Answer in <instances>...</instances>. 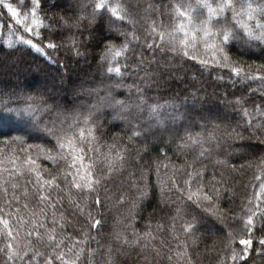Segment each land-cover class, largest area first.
Here are the masks:
<instances>
[{"label": "snow or ice", "instance_id": "1", "mask_svg": "<svg viewBox=\"0 0 264 264\" xmlns=\"http://www.w3.org/2000/svg\"><path fill=\"white\" fill-rule=\"evenodd\" d=\"M161 7L163 11L152 4L143 9L147 27L142 40L136 29L138 21L122 0H91V10L84 0L76 3L72 0H53L52 3L19 0L18 5L0 0V51H19L27 46L44 53V47L34 41L36 38L42 42V30L75 28L83 39L75 33L69 35L66 38L68 50L77 57H86L88 53L82 48L97 49V69L102 77L99 87L89 93H96L97 99L87 112L75 111L70 117L52 96L39 89L29 91L17 86L5 90L0 87V134L9 126H15V130L23 131L29 137L39 133L54 141L44 158L63 165L55 175L45 176L38 170L40 166L35 159L28 157L24 161L28 165L27 171L36 177L33 187L39 209L27 219L15 216V226L12 213L0 214L3 264H97L98 257H102L100 264H153L154 260L161 259L171 262L173 256L180 260L186 258L187 264H192L191 257L187 256L188 249L198 245L203 236L198 235L201 225L196 217L188 219L183 207H176L168 216L171 223L167 228L168 236L181 250L169 247L161 235L166 231L164 223L158 221L153 228L151 215L143 232L136 229V210L149 196L146 185H132L137 189V199L131 202L130 235L127 231L116 233L113 239L102 243L104 221L98 211L94 214V209L103 208L108 199L107 195L102 199L101 192L107 193L106 185L128 166L132 155L129 144L143 140V151L147 152L149 138L162 140L165 134L169 137L168 143L175 144L177 156L185 157L179 168L173 165L169 191H186L187 199L193 201L195 197L198 206L207 202L205 211L218 220L224 221L230 214L229 209H223L217 203L221 198L224 173H220V180L213 175L205 183L207 166L204 161L211 159L214 152L219 156L229 140H245L243 131L249 133L248 139H256L264 145V99L249 108L244 96L236 97L229 104L234 105V111L239 112L243 123L237 122L232 127L223 123L218 114H209L201 116V131L193 132L194 125L185 124L186 114L180 110L179 97L162 103L160 97L150 96L149 91L163 86L165 72L178 71L177 64L190 60L205 70L210 67L227 70L228 79L234 83L256 84L255 89L248 88L250 94L257 90L264 94V63L252 61L246 64L230 54L234 45L249 51L260 48L264 52V0H171L170 4ZM9 20L13 23H8ZM124 24L131 25L132 30L123 28ZM46 47L55 50L60 45L49 40ZM148 53L151 55L146 59ZM129 77L136 79L129 83ZM217 79L224 80L225 77L218 75ZM101 90L102 96L99 95ZM197 99L193 94V103ZM183 104H187V98ZM52 113L55 115L51 120L42 119L43 115ZM106 113L109 121L123 123L121 132L125 135L114 132L112 142L102 145ZM238 128L243 131H237ZM9 130L13 129L9 127ZM125 139L127 143L123 142ZM11 140L23 144L25 137L12 136ZM251 148L252 145H239L238 151L242 155L252 157L239 165L228 164L224 159L215 160L216 165L233 172L255 167L258 174L254 180L259 182L258 190L253 185V194L242 200L239 214L231 212L241 227L239 232L229 230L223 236V252L218 264H249L252 251L264 256V151L256 156ZM40 151L45 149L40 147ZM88 153H93L95 158ZM189 153L193 154L191 160L187 159ZM139 157L140 150H137V161ZM179 173L186 177L183 187L175 179ZM165 186L161 184L160 187L161 202ZM12 187L15 189L17 185ZM53 189L57 190L55 197ZM23 195L27 197V188ZM15 199L19 203L20 197ZM65 199L72 209L71 215L57 211V204L62 206ZM119 202H125L123 195ZM23 207L27 209L28 204ZM48 210H51V219ZM19 211L17 208L16 212ZM0 213H3V207H0ZM80 218L84 224L76 227ZM178 219L183 220L179 232L176 230ZM22 227L25 233L21 240ZM69 227L72 232L68 231ZM163 248H168L166 257L162 255Z\"/></svg>", "mask_w": 264, "mask_h": 264}, {"label": "trees", "instance_id": "2", "mask_svg": "<svg viewBox=\"0 0 264 264\" xmlns=\"http://www.w3.org/2000/svg\"><path fill=\"white\" fill-rule=\"evenodd\" d=\"M8 2L18 5L19 0H8ZM28 0H25L27 3ZM52 3L53 0H48ZM73 3L78 0H72ZM87 3L89 10H91V0H84ZM124 6L128 9L134 19L138 21L136 24L137 33L143 40L144 29L147 27V21L143 18V9L149 4L154 5L160 11H163L162 4H170L171 0H122ZM6 13V10H4ZM8 23H13L8 21ZM128 31L132 30L131 25H122ZM43 37L41 39L34 38V41L44 47V53L35 51L27 46L22 47L19 51L4 50L0 51V87L5 90H10L14 87L20 86L33 91L39 89L46 95L52 96L57 103L64 109L65 114L69 117L75 111L86 113L89 106L97 99L96 93L89 94L92 89L99 87V82L102 79L97 69V49L88 47L82 48V51H87L86 57H77L68 50L69 45L66 38L75 33L79 39L76 29L71 30H42ZM51 40L60 47L53 50L46 47L47 42ZM119 42V41H118ZM230 54L234 59H240L246 64H251L256 61L257 64L264 63V52L260 48H254L251 51L242 48L240 45H234L230 49ZM150 53L146 54V59L150 57ZM167 59V57H165ZM179 59V58H177ZM154 67V66H153ZM173 73H164L165 82L160 88L153 87L149 91L152 97H160L161 102L179 97L181 103V112L186 114L185 124H193V132H200V125L203 123L201 116L209 114L219 115L223 123L231 124L235 127L237 122L243 123L238 111H234V105H230V101H234L236 97L244 96L247 100L246 106L254 107L261 103L264 99V94L259 90L254 93H249L248 88H256V84L249 85L247 82H233L229 80V72L215 67H210L207 70L202 69L195 61H185L177 64ZM218 75H223L224 80L217 79ZM195 77V79L193 78ZM136 77H129V83ZM41 82V83H40ZM39 83V84H38ZM103 90L99 95H103ZM196 95L198 98L193 103L192 96ZM187 98V104L183 101ZM51 102V101H50ZM214 110V111H213ZM55 113L43 115V120H51ZM103 118V135L101 144L105 142L111 143V134L119 132L122 136L125 133L121 132L124 127L122 122L109 121ZM63 118V117H62ZM69 122L71 120L69 119ZM220 123L221 121H215ZM11 127L13 130H9ZM0 134V207H3V213L13 214L12 223L15 226V216H22L26 219L33 211L38 212L39 202L36 198V189L33 187L36 177L33 173L27 171L28 165L24 163L28 157L36 160V164L40 167L42 175L47 176L49 173L55 175L61 168L62 164H53L51 161L45 159L47 149L53 147L54 141L37 133L31 137L27 136L23 131L15 130V126H9ZM210 127V125H209ZM237 131H243L238 128ZM245 140H229L223 145V149L219 156L214 152L211 159L204 161L206 173L204 182L208 183L210 178L215 175L217 180L221 179L220 173L223 172L224 185L221 187V198L217 202L223 209H229L230 214L224 221L213 217L209 212L205 211L207 202H202L199 206L193 201L187 199L186 191H179L171 189L170 178L173 177V165L177 168L184 163L185 157L177 156L174 143H168L169 137L167 134L163 139L152 140L149 138V147L147 152L143 151L145 141L138 140L129 144V149L132 155L129 157V164L126 169L115 176L107 185V193L101 192L102 199L107 195L108 199L105 201L103 208L94 209V214L98 211L100 217L103 218L104 228L102 243L113 239L116 233H123L127 231L131 234L130 212L131 202L137 199V189L133 184L140 186H147L149 196L142 201L141 208L137 209V219L135 220V227L139 231L145 230V225L151 215L152 227H156L158 221H162L165 225L166 231L161 233L165 242L174 250H181L177 247V243L171 240L167 234V228L171 221L168 216L174 213L176 207H183L188 213L187 218L196 217V221L201 225L198 235L203 238L198 242V245L189 247L187 256L191 257L192 264H218L220 254L223 252V244L221 240L223 236L229 231L239 232L241 225L233 219L231 212L239 214L242 200L253 194V185L257 186L258 181L254 180V176L258 173L255 167L252 169H245L243 172H233L222 165H216V159L227 160L228 164H241L246 159H251V156L242 155L238 151L240 144L252 145L250 151L256 156L261 155L264 151V145H260L256 139H248L249 133L243 131ZM12 136H24L25 142L13 143ZM127 143V140L123 141ZM31 146V147H29ZM39 146V147H37ZM40 147L45 149L40 151ZM164 151L161 152L160 149ZM23 149V151H21ZM140 150V157L137 161L136 152ZM89 156H94L93 153H88ZM192 153L187 156L188 160L192 159ZM164 165H168L167 168ZM158 169V171H157ZM19 170V171H18ZM21 173H23L21 175ZM132 173L133 175H130ZM186 177L183 173L175 175L178 184L183 187V180ZM31 181L32 183H29ZM17 185L13 188L12 185ZM161 184L165 186V195L163 202H161L160 187ZM28 189V195H23V190ZM5 189L7 190L5 192ZM53 196H56L57 190L53 189ZM195 191V185L193 186ZM125 197V202L120 203V197ZM19 196V203L15 199ZM27 203L28 208L25 209L23 205ZM57 211H64L66 215H71L72 209L68 201L65 199L57 204ZM19 208V212L16 209ZM49 211V219H51V210ZM183 223L182 219L176 221V230L179 232V226ZM84 224L82 218L76 227ZM72 232L71 227L68 228ZM25 229L22 227L20 232V239L24 238ZM259 235V233H257ZM184 237L181 234V240ZM208 249H212L209 251ZM43 250V249H42ZM162 255L165 257L169 255L168 248H163ZM102 257L97 258V264H100ZM133 259L135 256L133 255ZM264 264V256L258 255L255 251L250 253L249 264ZM0 264H3V257L0 256ZM19 264V262H17ZM153 264H187V259L180 260L173 256L172 261L161 259L158 262L153 261Z\"/></svg>", "mask_w": 264, "mask_h": 264}, {"label": "rangeland", "instance_id": "3", "mask_svg": "<svg viewBox=\"0 0 264 264\" xmlns=\"http://www.w3.org/2000/svg\"><path fill=\"white\" fill-rule=\"evenodd\" d=\"M41 83V82H40ZM39 84V83H38ZM214 111V110H213Z\"/></svg>", "mask_w": 264, "mask_h": 264}]
</instances>
